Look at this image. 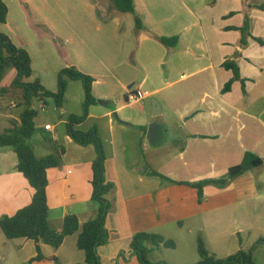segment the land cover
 Instances as JSON below:
<instances>
[{
  "label": "crops",
  "instance_id": "crops-1",
  "mask_svg": "<svg viewBox=\"0 0 264 264\" xmlns=\"http://www.w3.org/2000/svg\"><path fill=\"white\" fill-rule=\"evenodd\" d=\"M3 1L9 13L0 32L29 52L34 70L30 81L39 79L49 91H57L47 63H38L40 73L35 66V56L45 59L46 48L53 49L47 34L65 43L66 55L74 54L64 68L75 66L95 79L97 103L77 129H99L107 155L106 178L115 186L110 196L114 209L106 220L109 243L98 249L103 264H140L130 247L138 232L158 233L176 242L175 249H153L151 262L182 264L185 255L180 252L179 257L169 258L167 250L185 247L182 231L187 228L193 258L194 246L198 253L199 235L211 226L212 211H245L252 222L264 224V45L249 38L243 46L241 33L228 29L243 26L248 15L251 34L264 41V11L257 5L249 6L255 14L263 12L256 23L246 14L242 24H236L239 11L235 8L214 14L227 0L208 4L201 0H134L135 15L118 12L110 0H76L77 7L71 12L56 9L57 0ZM23 1L31 16L23 14ZM175 36L179 38L175 47L160 41ZM226 61L239 66L246 92L236 81L223 93L233 78L232 71L223 66ZM136 90L145 93V100L128 105L127 94ZM84 99L85 91L74 101L81 109L67 110V114L65 101L61 114L65 130L57 125L46 130L51 124L36 118V130L28 141L39 158L55 147L66 148L62 164L47 174L49 224L56 230L62 228L67 215H76L82 226L98 211L91 185L96 150L76 144L66 132L68 116L83 113ZM147 100L159 104L158 122L164 132L173 129L169 146L161 142L164 134L155 123L152 102L147 105ZM20 114L0 115V120L8 118L10 126L5 130L19 121ZM171 119L173 125L169 126ZM246 152L262 158L263 164L224 188L205 186L202 202L195 187L183 184L228 177L229 169L239 165ZM10 154L16 153L0 152V218L29 205L34 195L29 181L17 170L18 159L9 164ZM79 233L68 236L58 249L39 243L44 257L56 259L31 264H86L85 253L77 247ZM4 245L23 264L37 255L35 242L26 238L6 239ZM156 252L159 256L152 260Z\"/></svg>",
  "mask_w": 264,
  "mask_h": 264
},
{
  "label": "trees",
  "instance_id": "trees-1",
  "mask_svg": "<svg viewBox=\"0 0 264 264\" xmlns=\"http://www.w3.org/2000/svg\"><path fill=\"white\" fill-rule=\"evenodd\" d=\"M110 1L114 8L122 14H136L134 0ZM256 8L264 11V2L257 5ZM8 13L7 4L0 0V25L7 22ZM136 24L138 29L142 28L141 20L138 17H136ZM228 29L241 33L243 46L247 45L249 38L264 45L262 39L256 38L251 34V19L248 15L245 16L243 26L230 27ZM160 41L165 46L175 47L179 38L177 36L161 37ZM223 66L233 73V78L224 86L223 93L229 92L236 81H240L244 88L245 80L241 77L239 66L234 61H226ZM11 68L15 70V77L12 80L11 87L20 92L25 109L20 114L18 122H13L10 128L0 133V148L10 147L14 150L18 159L17 170L29 181L34 190V195L29 205L21 208L12 216L1 217L0 229L8 240L26 238L35 242L37 255L30 263L56 259L44 257L39 243L58 249L68 236L80 232L77 247L85 253L86 264H103L98 249L109 243L110 236L106 227V220L109 213L114 209V203L110 196L114 192L115 186L106 178L107 155L99 129L96 126L89 131L77 129V126L88 118L90 107L97 103V99L93 95L95 79L81 72L75 66H68L58 73L57 91L51 92L43 86L39 79L30 81L34 70L29 52L24 48L18 47L8 35L0 32V83L7 70ZM75 81H80L85 91L83 113L68 116L66 132L76 144L83 147L94 146L96 150V158L92 163L93 176L91 185L92 199L98 204V211L95 218L87 221L82 226L76 215H67L62 228L56 230L49 224L47 198L49 179L47 174L49 169L56 168L62 164L66 148L64 146L55 147L51 154L39 158L28 141L36 130L35 120L39 114L36 105L42 103L45 106L47 100L52 99L57 108H62L69 84ZM244 92H246L245 88ZM142 130H145V127ZM262 164V158L252 152H246L243 161L229 169L228 177L183 184L195 187L198 191L199 201L202 202L204 200L205 186L215 185L224 188L231 180L260 167ZM154 174L162 179L169 180L158 172H154ZM172 182L182 184L176 181ZM262 245H264V237H261L249 251L241 249L226 258H219L207 250L203 237L199 235L197 250L200 259L194 264H253V253ZM130 247L140 264H168L166 262H151L150 254L155 248L175 249L176 242L158 233L138 232L133 236ZM120 255L123 256L124 253L121 252Z\"/></svg>",
  "mask_w": 264,
  "mask_h": 264
},
{
  "label": "rangeland",
  "instance_id": "rangeland-1",
  "mask_svg": "<svg viewBox=\"0 0 264 264\" xmlns=\"http://www.w3.org/2000/svg\"><path fill=\"white\" fill-rule=\"evenodd\" d=\"M65 1H67V3H65ZM211 1L214 0H201L203 4H208ZM263 1L264 0H227L219 4L214 9V14H219L221 12L229 10L230 8H235L239 11L238 15L234 18V22L236 24H242L243 17L246 14H249L251 17H253L256 23L258 21V18L261 15H263V12L260 11L255 14L253 12L255 10L250 9L249 6L259 5ZM23 2H24L22 9L23 14L25 15V17L31 16L30 13H28L29 9L27 6V2L26 1ZM60 7L62 9H68L69 12L74 11L77 7V1L57 0V3H55V8L58 9ZM47 36H49L53 44V49L51 47L46 48L45 59H44V55H42L40 59H37L35 56V64H36L35 66H36V70L38 69L40 73L38 63L40 61L42 63H47L46 65L49 66L50 71L52 72L51 81L54 82V84H56L58 70H60V68H64L65 64L68 61H70V59L74 60L75 56L74 54L72 56L66 55V48L64 42L57 40L58 39L57 37H51L48 34ZM41 65L42 67L44 66L43 64ZM14 77H15V70L11 68L7 70L2 82L0 83V115L18 116L25 109L23 106L22 97H20V92L11 87V83ZM73 83L74 84H72L73 86L71 88V91L69 92L70 98L67 101L65 100L66 108H63L64 113L66 114L69 112L67 110L74 112L76 110L81 109L80 103H78L77 105L78 107H77L74 101L77 95L84 92V88L80 81H75ZM151 102L152 101L147 100L146 104L150 105ZM13 104H15V106ZM36 108L38 109L39 112L37 117V122H42V123L48 122L51 125H55V126L57 125L58 128L65 130V125L61 123L62 120L61 114L63 113V110L62 108H57L52 99H48L47 104L45 106H43L42 103H38L36 105ZM130 109L132 110L133 108ZM158 116L159 115L155 116V121H156L155 123L161 128V132L164 134L161 137V142L169 146L173 139V134H172L173 129H171L172 131H170V133H165L162 128V125H160L161 123L158 122V120H161V118ZM169 123H170L169 126L173 125L172 119ZM9 126L10 125L8 118L1 119L0 133L4 132L5 128ZM1 151H13V150L10 147H4V148H0V152ZM7 159L9 161V164H12L14 160L17 161V155L13 154L12 156L10 154L7 157ZM252 223L254 224L253 227H252ZM182 232L184 234L185 247L183 248L181 247L180 250L177 251L167 250L166 253H168L167 256L169 258H176L180 256V252H181V254L185 255V257L187 258L185 261L186 263L184 262L182 264H191L190 263L191 261L196 259L199 260L200 257L196 252L194 246V250L192 249V253L194 254V257L190 258L191 248L188 245V243L191 237L189 238L188 236L187 228ZM200 235L203 237V239L205 238L204 239L205 245L210 253L215 254L219 258H226L230 255L235 254L241 249L245 251L251 250L252 247L255 245V243L261 237H264V224H259V225L256 224L255 219L252 222L251 217L247 216L245 211H212L211 226L207 227L206 232L201 233ZM221 235L223 237H221ZM6 239L7 238L0 229V264H23L18 260V258L13 253V251L9 248V246L4 245ZM158 256H159V252H156L152 256V260L153 258H157ZM187 260L190 261L187 262ZM253 264H264V245L260 246L258 249L254 251Z\"/></svg>",
  "mask_w": 264,
  "mask_h": 264
},
{
  "label": "built area",
  "instance_id": "built-area-1",
  "mask_svg": "<svg viewBox=\"0 0 264 264\" xmlns=\"http://www.w3.org/2000/svg\"><path fill=\"white\" fill-rule=\"evenodd\" d=\"M146 95L142 90H136L134 92H130L127 94L126 97V103L128 105H135L138 103H141L143 100H145ZM52 125H46L45 129L51 131L52 130Z\"/></svg>",
  "mask_w": 264,
  "mask_h": 264
},
{
  "label": "water",
  "instance_id": "water-1",
  "mask_svg": "<svg viewBox=\"0 0 264 264\" xmlns=\"http://www.w3.org/2000/svg\"><path fill=\"white\" fill-rule=\"evenodd\" d=\"M99 103L102 105H107V103L104 101H99ZM152 106H153V114L155 116L159 115L161 111H160L159 104L157 103L156 100H152Z\"/></svg>",
  "mask_w": 264,
  "mask_h": 264
}]
</instances>
